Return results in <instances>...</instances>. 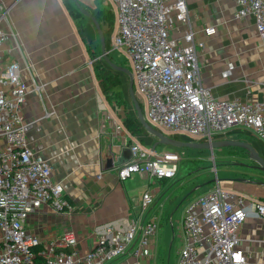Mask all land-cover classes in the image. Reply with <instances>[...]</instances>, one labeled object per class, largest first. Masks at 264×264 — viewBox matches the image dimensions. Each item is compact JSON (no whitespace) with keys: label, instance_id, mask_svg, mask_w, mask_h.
Masks as SVG:
<instances>
[{"label":"crops","instance_id":"1","mask_svg":"<svg viewBox=\"0 0 264 264\" xmlns=\"http://www.w3.org/2000/svg\"><path fill=\"white\" fill-rule=\"evenodd\" d=\"M63 1L0 0V25L8 32L6 57L20 62L28 85L22 107L27 142L38 156L51 164L53 179L61 182L63 195L69 202L60 213H55L49 205H41L29 215L27 230L47 241L59 240L65 231H71L76 236V250L83 253L96 242L95 226L102 222L135 218L141 223L154 218L158 226L151 239L150 256L135 255L133 247L107 264H176L185 244L181 219L192 198L218 184L231 195L264 205V179L240 175L227 178L221 184L219 179L209 174L199 175L203 171L194 169L205 168L199 162L212 160L214 167L230 162L216 161L215 156L207 157L206 153L184 154L179 147L169 144L159 145L153 152L178 156L173 177L149 178L139 172L124 180L117 177V168L121 165L117 158L122 148L137 143L149 153L156 138L149 133L133 135L126 131L122 116L102 94L100 80L88 60V48ZM95 2L85 4L91 7L88 10L91 14L107 6L112 9L110 0ZM186 4L197 41L202 42L196 50L204 87L217 98L264 103V37L257 33L253 17H237L234 0H186ZM87 18L83 32L91 45L99 41L101 52L97 29ZM207 26L214 27L215 33L204 35L203 29ZM100 28L103 32L106 27L100 25ZM72 36L76 43L74 51ZM171 36L181 41V32L171 31ZM18 42L22 44L19 49L15 48ZM229 64L233 68L225 78L222 71ZM130 104L134 108L132 101ZM244 137L255 140L257 146ZM222 139L247 142L261 155L258 141H262L253 137L247 128L232 127L213 136V140ZM225 147L228 151L220 149L218 157L244 156L258 173L264 174L255 167L257 163L249 158L245 148ZM202 150L211 149H199ZM110 157L112 166L106 168V159ZM183 170L186 175L181 177ZM147 190L153 195V203L143 209L141 197ZM238 233V248L250 263L264 264V217L245 219ZM172 247L175 259L169 262L166 254Z\"/></svg>","mask_w":264,"mask_h":264},{"label":"built area","instance_id":"2","mask_svg":"<svg viewBox=\"0 0 264 264\" xmlns=\"http://www.w3.org/2000/svg\"><path fill=\"white\" fill-rule=\"evenodd\" d=\"M110 1L117 23L107 52L123 50L135 94L145 104L152 126L209 142L229 128L244 127L264 142V103L217 98L204 87L196 50L202 42L190 23L186 0ZM234 1L236 16H252L257 33L264 37V0ZM171 31L181 32L180 42ZM203 32L209 36L215 28L207 26ZM7 39L8 32L0 25V264H107L133 247L135 255L150 256L158 226L154 218L102 222L95 226L96 242L83 253L76 250L71 231L47 241L27 230L29 215L41 205L60 213L69 202L61 182L53 179L51 164L27 142L22 107L28 85L20 62L6 57ZM232 68L229 64L222 76L228 77ZM129 148L132 157L117 168L120 180L136 172L149 178L175 175L178 156L148 153L137 143ZM152 203V193L144 191L141 208ZM249 217H264V205L231 195L218 184L192 198L181 219L185 244L176 264H251L238 248V230Z\"/></svg>","mask_w":264,"mask_h":264},{"label":"rangeland","instance_id":"3","mask_svg":"<svg viewBox=\"0 0 264 264\" xmlns=\"http://www.w3.org/2000/svg\"><path fill=\"white\" fill-rule=\"evenodd\" d=\"M78 2L80 3V5L82 7L86 6L87 10H91V7L89 5H85L87 2L94 3V4L97 3V2H95V0H78ZM64 3L66 5V7L69 9V11L72 13L70 15L72 20L77 24V26L81 27V30L83 31L82 27H83L84 23L86 22V20L83 19L82 16L79 15V13L76 11V8H75L76 4L74 3V1L73 0H64ZM110 4H111L112 10H113L112 34H114L115 33L114 30L116 27V9L113 7L114 5L111 3V1H110ZM56 5H57V3H56ZM71 38L73 40L72 41L73 44L71 45V49L74 51L76 49V43L74 41V37L72 36ZM83 39H84V46L86 48H88V51H89L88 52L89 53V56H88L89 59L88 60H91V62H95L97 64L96 65L97 67L104 66V67H107V68L113 70L110 66H108L106 64V62L103 59V56L99 50L100 49L99 44H98L99 41L97 40L94 45H91L85 34L83 35ZM108 56L110 57V59L114 63L121 65V66H124V67L125 66L129 67L128 60H127V58H126V56H125V54L121 48L112 50L111 52L108 53ZM117 75L119 76L120 81H121V94L122 95L120 98H118L115 96L114 93L108 92L109 94L107 97H108V101L110 102V104L112 106V109H114L117 112V114H120L122 116V118L124 119L126 116H130V114L136 115V112H135V110H133L134 108H132V106L130 104L131 99H130V95L128 92V80H127L126 75L123 72H117ZM134 92L136 93L135 88H134ZM137 99L139 100V98H137ZM140 106H141L144 118L147 119L145 104L143 102H140ZM105 114L108 115V112L105 111ZM160 130L162 133L167 134V132H165L163 129H160ZM178 138L180 140L190 141V142H192L196 139V138L192 137L191 135L184 133V132L178 134ZM244 139H247V140L249 139L248 141H250L252 143V145H254L255 147L257 146L256 141L253 140L252 138L250 139L249 137L248 138L244 137ZM179 149L184 154H192V153H194V154L203 153L204 154V153H206L207 157L212 156V155L215 156L216 161L225 160L226 162H230L229 164H219V165L217 164V165H215V167L212 166V160L210 162H208V161L199 162L200 165H205V168L197 170V167H195L196 169H194L196 171H203L202 174L200 173L199 175L209 174L210 176H212V178L219 179V182L221 184H224L226 182L225 179H227V178L242 177L240 175L252 177V178L264 179V174L258 173L253 168V164L251 163V161L244 156H241L238 154H236V155L229 154L226 157H222V158L220 156L218 157L217 153L219 152V150L222 149L223 151H228L227 147L213 148V149L209 150V152H208V150H207V152L203 151V150L199 151V149L189 148V147H179ZM203 161H205V160H203ZM213 167H214V169H212ZM189 171H191V170H189ZM214 171H215V173H214ZM185 175H186V172L184 170L181 171V177H183ZM173 247L166 254V257H167L169 262L170 261L174 262V259H175L174 255H173L175 248H173Z\"/></svg>","mask_w":264,"mask_h":264},{"label":"water","instance_id":"4","mask_svg":"<svg viewBox=\"0 0 264 264\" xmlns=\"http://www.w3.org/2000/svg\"><path fill=\"white\" fill-rule=\"evenodd\" d=\"M73 1L76 4V7L78 8V10L83 15H86L87 17H89L91 21L94 23L97 29L98 37H99L100 44H101V54L106 64L110 66L114 71L123 72L128 76V92H129L130 99L132 101L134 110L136 112V118L138 119L142 127L146 130V132L156 138V140L153 142L150 148L151 152L155 151V149L159 145H162V144H165V145L169 144L175 147H189V148H195V149H213V148H221L225 146H239V147L245 148L248 152L249 158L251 160H254L257 163L255 167L264 171V158L256 151V149L251 144L247 142L235 141V140H229V139L213 140L210 142L209 141H192V142L183 141V140L173 138L169 135H166L162 133L161 130L152 126L143 116L142 109L140 106V101L137 99V96L134 92V80H133V75L131 71L129 70L128 67L118 65L110 59V57L108 56V52L105 49V39H104V35L100 28L98 21L95 19L93 14H91L86 8L80 5L78 0H73ZM131 157H132V153L130 151V148L127 146H124L122 148L121 155L117 158V163L122 164L124 162H127ZM105 166L106 168H110L112 166V157L106 159ZM242 180H247V179H242Z\"/></svg>","mask_w":264,"mask_h":264},{"label":"trees","instance_id":"5","mask_svg":"<svg viewBox=\"0 0 264 264\" xmlns=\"http://www.w3.org/2000/svg\"><path fill=\"white\" fill-rule=\"evenodd\" d=\"M64 2V1H63ZM76 11L79 13V15L82 16L83 19L88 20L87 17H85L79 10L77 7ZM68 9V8H67ZM69 11V9H68ZM70 14H72L69 11ZM95 19L98 21V23L103 27L105 26L106 28L103 29V35H104V39H105V49L106 51H109L110 48V38L112 35V30H113V23H112V17H113V10L111 8H109L108 6L102 9H99L97 11H95V13L93 14ZM77 33L79 35V37L84 41L83 39V35L84 32L81 30V27L77 26ZM109 53V52H108ZM91 64L93 65L95 72L99 78V84H100V88L102 91L103 96L108 99V92L110 93H114L116 97L120 98L121 97V87H120V78L117 75V72L104 67V66H99L97 67L95 62H91ZM127 67V66H126ZM122 124L124 126V128L126 129V131H128L130 134H136V133H142L147 135L148 133L146 132V130L142 127V125L140 124V122L138 121V119L136 117H131V116H126L123 120H122ZM159 129V128H158ZM170 136H172L173 138H178V134H170ZM259 142L260 148H261V155L264 158V143L263 142Z\"/></svg>","mask_w":264,"mask_h":264}]
</instances>
